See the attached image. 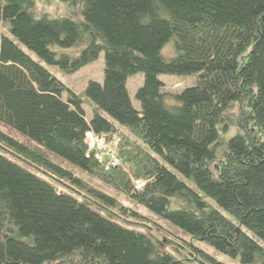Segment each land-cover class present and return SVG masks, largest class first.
<instances>
[{
	"label": "trees",
	"instance_id": "trees-1",
	"mask_svg": "<svg viewBox=\"0 0 264 264\" xmlns=\"http://www.w3.org/2000/svg\"><path fill=\"white\" fill-rule=\"evenodd\" d=\"M59 1L79 6L81 19L40 16L34 0H0L12 34L0 32V124L24 140L0 130V146L84 200L0 154V264L193 261L119 224L145 217L68 165L192 240L264 264V0ZM170 42L176 55L167 60ZM29 53L68 76L104 53V80L87 84L86 100ZM137 74L141 110L127 84ZM161 75L198 81L172 96ZM89 131L119 139L120 166L97 162ZM127 167L147 182L142 191ZM193 249L200 264H224Z\"/></svg>",
	"mask_w": 264,
	"mask_h": 264
},
{
	"label": "rangeland",
	"instance_id": "rangeland-1",
	"mask_svg": "<svg viewBox=\"0 0 264 264\" xmlns=\"http://www.w3.org/2000/svg\"><path fill=\"white\" fill-rule=\"evenodd\" d=\"M35 1V11L40 16H49L50 18H72L74 20L81 19L79 13L80 10L79 6H73L70 4H64L59 0H34ZM0 32L5 34L8 37H12V34H10L9 31V25L7 23H0ZM56 50L61 51L59 48H56ZM27 51V50H26ZM78 49H73L70 52L76 53L78 52ZM32 55L35 61H39L43 66H45L49 71L56 76L59 81H62L66 86H68L70 89H73L78 95L81 97L84 96V91L87 87V84L89 82H99L102 83L104 80V69H105V63H104V53H102L99 60L93 62L91 65L84 67L76 74L73 75H64L60 70H58L55 67H52L50 65H46L44 62L40 61L38 57L32 53H29ZM176 55V51L174 48V43L170 42L163 50V56L169 60V58H173ZM159 79L161 82L164 83V89L163 91L165 93L171 94L172 96L174 94L181 93L183 89L191 88L192 86L197 85V77L191 76V77H178L174 75H161L159 76ZM128 84V90L129 95L131 96V102L132 105L137 110H141L142 106L140 105L139 101L136 100V93L137 90L143 86V75L137 74L134 77H130L127 81ZM65 98V96H64ZM66 99V98H65ZM87 100V99H86ZM84 108H86V117L88 119L93 117V112L95 109V106L89 103L88 101L85 103ZM0 130L4 133H8L9 135L15 137L16 139H19L21 141H24L23 138L19 135H16L8 128L6 129L4 126L0 124ZM124 133L127 137L134 140L136 143H142L137 138H134L129 131H125ZM0 154L4 155L6 158L11 159L13 162H15L18 165L23 166L30 172L32 171L40 178L45 179L46 181L50 182L52 185L56 186L59 192L62 193H68L74 197L79 198L81 201L84 200L82 195H78L77 193L70 189L68 186L65 185L66 181L63 184L57 183L55 180H52L49 176L44 175L42 172L37 171L32 165H29L22 159H18L16 156L12 155L9 151H6L4 148L0 146ZM56 159V158H54ZM59 164H62L64 166H67L64 162L57 161ZM70 169H72L76 174H79L80 176H83L85 179L89 180L92 184L98 186L102 191H104L108 195H112L123 205H125L130 210H134L138 212L140 215H144L145 219L143 220H136V219H129L126 216H121L120 218H115V220L122 224L125 227H128L130 229H135L140 232L147 233L151 237H154L158 240L161 247H164L169 253H171L176 258H181L185 260H193L192 262H189L188 264H200L197 262V255H192L191 253L194 252V249L202 250L204 253H206L208 256L213 257L220 263L224 264H240L239 259H232L226 255L220 254L217 252L212 246H208L202 242H198L196 240H192L190 236L185 235L182 233L178 228L173 227L172 225L167 224L166 222L160 221L155 215H152L149 211H147L145 208H141L140 206H137L136 204L130 202L123 194L117 193L113 188L107 187L106 185L100 183L98 180L91 178L87 174L82 173L81 170H79L76 167H73L71 165H68ZM129 176L131 175V178L136 180L133 176V172L129 171V168L127 167ZM179 177L181 180L186 181L191 187L194 188V184L190 181L184 178L182 175L179 174ZM214 208L217 210H221V208L217 205L215 201L208 198L206 199ZM190 245V246H189ZM193 246V247H191ZM179 251H178V249ZM181 252V253H180Z\"/></svg>",
	"mask_w": 264,
	"mask_h": 264
},
{
	"label": "built area",
	"instance_id": "built-area-1",
	"mask_svg": "<svg viewBox=\"0 0 264 264\" xmlns=\"http://www.w3.org/2000/svg\"><path fill=\"white\" fill-rule=\"evenodd\" d=\"M85 141L90 153H95V159L106 171L121 165L122 161L120 160L118 150L119 139L113 137L108 140L107 136L98 135L93 131H89L85 135ZM132 183L136 191H142L147 182L133 180Z\"/></svg>",
	"mask_w": 264,
	"mask_h": 264
}]
</instances>
